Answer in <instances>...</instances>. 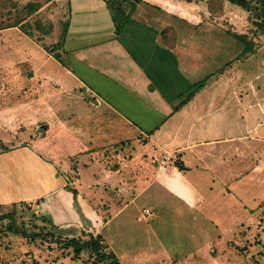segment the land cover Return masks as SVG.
<instances>
[{"label": "rangeland", "instance_id": "rangeland-1", "mask_svg": "<svg viewBox=\"0 0 264 264\" xmlns=\"http://www.w3.org/2000/svg\"><path fill=\"white\" fill-rule=\"evenodd\" d=\"M32 1L42 6L27 14L23 6ZM127 1H123L126 9ZM158 2L159 7L143 4L142 12L135 13L158 28L163 43L175 47L177 41H191L202 52L201 81L207 74L204 81L217 76L223 68L231 72L230 84L221 90L217 83L211 87L215 94L211 111L221 107L228 119L207 132L215 143L202 159L212 173L200 179L198 204L190 206L156 185L147 183L144 188L138 181L130 191L133 200L127 197L122 202L126 208L116 214L120 205L111 202L108 188L105 192L100 187L89 200L104 211L105 221L110 215L111 220L104 233L94 228L91 232L106 235L107 250L114 249L120 264H264V30L254 23L253 13L227 0ZM68 8V0H0V27L20 22L22 26L9 28L32 32L31 39L20 34L17 38L12 32L0 36V152L3 146L24 144L46 153L48 149L60 162L59 168L69 170L70 186H77L78 171L83 186L95 175L101 178L117 171L128 154L132 160L147 147L137 130L123 128V123L115 127V113L90 93L76 86L69 90L78 83L64 81L62 69L51 72L50 79L31 80L42 58L53 56L52 45L62 37ZM52 61L40 66L44 73L51 71ZM246 81L247 86L238 88L239 82ZM244 108L252 118L247 113L245 120L237 118L238 110ZM59 121L73 126L72 135ZM93 132L98 135L90 144L87 139ZM83 135L86 139H78ZM85 149L92 150L90 155L73 154ZM131 167L136 169L138 163L133 161ZM136 173L141 179L142 174ZM37 204L39 200L16 202L0 206V213L17 207L21 218L35 221L56 237L60 232ZM144 208L152 211L147 218ZM5 222H0V264H92L94 258L87 252L74 256L62 241L50 242L51 237L31 240L9 234ZM83 233L90 232L61 234Z\"/></svg>", "mask_w": 264, "mask_h": 264}, {"label": "crops", "instance_id": "crops-1", "mask_svg": "<svg viewBox=\"0 0 264 264\" xmlns=\"http://www.w3.org/2000/svg\"><path fill=\"white\" fill-rule=\"evenodd\" d=\"M68 3V26L61 49L65 65L52 55L44 56L42 64L53 60L51 71L44 73L40 67L42 64L35 66L31 80L38 81L45 76L50 79L51 72L62 69L64 81L74 79L78 83L69 90L76 86L90 93L99 103L106 105L105 109L115 113V127L123 123V128L137 130L147 148L132 160L128 154L127 162L121 163L117 171H108L101 178L95 175L83 186L78 171L77 186H70V179H66L69 170L60 169V162L48 149L46 153L27 144L11 147L0 152V206L39 200L37 206L48 213L58 232H91L94 228L104 233L111 215L105 221L104 211L92 203L94 200H89L91 195L100 192V187L105 192L108 188L113 194L111 202L120 205L116 214L126 208V203L122 205V202L127 197L133 200L130 191L138 181L144 188L147 183L156 185L179 200L188 201L190 206L198 204L200 179L206 173H212L202 159L215 143L207 132L214 129L216 123L223 125L228 119L221 107L211 111L215 95L211 87L217 83L221 90L230 84L231 72L223 68L217 76L204 81L207 74L201 81L202 52L196 51L191 41H177L175 47H167L155 26L135 12L126 23L124 32L117 35L103 0H68ZM143 4L161 5L158 0H143L136 12H142ZM161 8L172 11L164 6ZM9 32L16 34L17 38L19 34L28 37L18 28L0 29V36ZM241 83L238 88L247 86V81ZM194 87L192 98L175 108ZM233 90L237 91V88ZM251 92L257 93L254 87ZM38 96L43 97V91ZM246 113L252 118L246 108L238 110L237 118L245 120ZM58 123L71 133L73 126L67 121ZM97 135L93 132L88 142L92 144ZM79 138L86 139L84 135ZM90 152L91 149H85L73 154L90 155ZM2 158L6 159V164ZM176 160L186 169L180 170L173 162ZM133 161L138 163L136 169L131 167ZM93 164L97 166L99 163L95 160ZM83 165L89 166L87 162ZM136 172L142 174L141 179ZM107 205L110 210L109 202Z\"/></svg>", "mask_w": 264, "mask_h": 264}, {"label": "trees", "instance_id": "trees-1", "mask_svg": "<svg viewBox=\"0 0 264 264\" xmlns=\"http://www.w3.org/2000/svg\"><path fill=\"white\" fill-rule=\"evenodd\" d=\"M103 1L107 4L112 21L114 23L115 32L117 35H120L124 32V27L126 23L131 18L133 13L136 11L138 5L143 2V0H129V1L126 0L129 3V8L126 9L125 6L123 5V1L125 0H103ZM227 1L233 5L239 6L253 13L255 17L254 23L259 29L264 30V0H227ZM149 5L154 7H159L154 4H149ZM41 6L42 3L40 1H32L24 4L23 9L27 11V14H31L37 12ZM17 25L22 26V23L12 22L10 24L1 26L0 29L14 27ZM67 26H68V21L65 23V27L62 32L61 39L52 45V52H54L53 56L63 65H65V62L62 58V54L59 51V48L62 49ZM38 27L40 28V26ZM156 29L158 32V28ZM23 32L29 37L32 36V32L29 30H25ZM158 34L160 35V32H158ZM239 35L237 34L236 37L242 40L243 36L242 35L239 36ZM37 39L39 40L40 37H38ZM164 44L167 47L172 48V46L166 43ZM247 45L248 44H244L245 48H247ZM194 93H195V87L192 90H190L180 100V102L175 106V108H178L179 106L183 105L185 102L190 100L194 95ZM9 149L10 148L3 146L2 151H7ZM175 165L180 170L186 169V167L180 161L176 160ZM72 190L74 193H76V191H74V188H72ZM41 217L39 216L40 219L45 220L44 216ZM3 221H6L5 231L9 234H13L31 240H36L39 238L46 239L48 237H51V239L49 240L50 242L62 241L63 246L69 249L71 252H73L74 256H80L82 255L83 252H87L90 256L94 258L92 260V264H97V263L120 264V259L118 258L114 249L107 250L109 249L108 248L109 246L105 240V237L101 232L83 233L80 234V236L79 235L70 236V235H63L61 233H58L59 235H56L55 237V235L52 232L49 233L45 231L44 226L37 224L35 221H28L21 218L20 211L17 209V207H14V209L10 212L0 213V222Z\"/></svg>", "mask_w": 264, "mask_h": 264}, {"label": "built area", "instance_id": "built-area-1", "mask_svg": "<svg viewBox=\"0 0 264 264\" xmlns=\"http://www.w3.org/2000/svg\"><path fill=\"white\" fill-rule=\"evenodd\" d=\"M151 210H149L148 208H144L143 209V215H144V217H149L150 215H151Z\"/></svg>", "mask_w": 264, "mask_h": 264}]
</instances>
